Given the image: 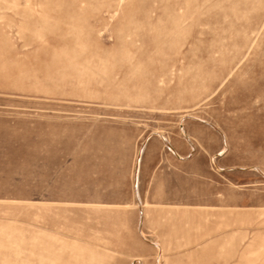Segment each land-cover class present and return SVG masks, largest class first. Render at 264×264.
Here are the masks:
<instances>
[{"label": "rangeland", "instance_id": "1", "mask_svg": "<svg viewBox=\"0 0 264 264\" xmlns=\"http://www.w3.org/2000/svg\"><path fill=\"white\" fill-rule=\"evenodd\" d=\"M0 264H264V0H0Z\"/></svg>", "mask_w": 264, "mask_h": 264}]
</instances>
